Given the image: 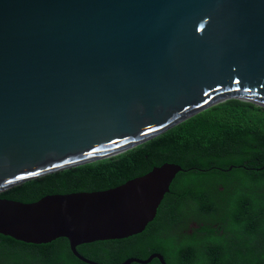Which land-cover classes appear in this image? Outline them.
<instances>
[{
	"label": "water",
	"instance_id": "95a60500",
	"mask_svg": "<svg viewBox=\"0 0 264 264\" xmlns=\"http://www.w3.org/2000/svg\"><path fill=\"white\" fill-rule=\"evenodd\" d=\"M229 99L264 107V0H0V191L118 155ZM231 167V166H230ZM179 171L0 197V234L76 246L141 232ZM130 257L119 264L148 263Z\"/></svg>",
	"mask_w": 264,
	"mask_h": 264
},
{
	"label": "trees",
	"instance_id": "16d2710c",
	"mask_svg": "<svg viewBox=\"0 0 264 264\" xmlns=\"http://www.w3.org/2000/svg\"><path fill=\"white\" fill-rule=\"evenodd\" d=\"M165 162L185 171L172 179L141 232L76 250L102 264L153 252L167 264H264V107L250 102H220L125 152L29 179L0 197L32 202L107 189ZM0 264L89 263L72 254L64 237L35 244L0 234Z\"/></svg>",
	"mask_w": 264,
	"mask_h": 264
},
{
	"label": "flooded vegetation",
	"instance_id": "af4514ba",
	"mask_svg": "<svg viewBox=\"0 0 264 264\" xmlns=\"http://www.w3.org/2000/svg\"><path fill=\"white\" fill-rule=\"evenodd\" d=\"M10 257H11V254H10ZM119 264V263H118Z\"/></svg>",
	"mask_w": 264,
	"mask_h": 264
}]
</instances>
